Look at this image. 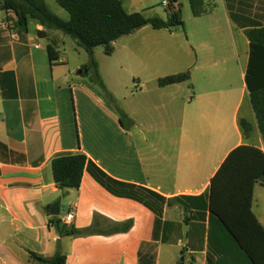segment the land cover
<instances>
[{
    "label": "crops",
    "instance_id": "0c3cea01",
    "mask_svg": "<svg viewBox=\"0 0 264 264\" xmlns=\"http://www.w3.org/2000/svg\"><path fill=\"white\" fill-rule=\"evenodd\" d=\"M122 1L133 13L148 0ZM175 5L180 9L179 0ZM203 9L193 16L186 39L174 35L182 21L172 30H154L165 35L119 38L110 55L121 43L117 60L93 51L103 87L95 78L84 84L85 62L69 66L58 56V31L49 35L35 23L30 32L27 23L15 30L14 42L0 29V264H39L30 253L51 258L56 252L66 264L207 263L212 177L236 147L264 151L245 84V31L264 27V0H203ZM4 14L15 20L13 13ZM42 38L48 40L45 48ZM187 71L186 82L157 84ZM116 108L130 126L119 123ZM240 120L250 125L246 136ZM65 153H81L111 179L164 198L155 203L160 215L112 196L86 170L78 189H58L50 163ZM258 189L264 185H254L253 199ZM53 204L57 216L49 212ZM68 213L73 221L67 228L96 222L100 233L59 236L49 223L55 218L64 224ZM127 221V232L103 234Z\"/></svg>",
    "mask_w": 264,
    "mask_h": 264
},
{
    "label": "trees",
    "instance_id": "16d2710c",
    "mask_svg": "<svg viewBox=\"0 0 264 264\" xmlns=\"http://www.w3.org/2000/svg\"><path fill=\"white\" fill-rule=\"evenodd\" d=\"M175 3L176 0H169ZM68 14L62 20L53 14L44 0H0V10L11 12L16 28L25 29L28 21H34L45 31H58L70 37L89 56L87 71L94 73L96 82L103 87L97 74L93 58L96 47H102L105 55L114 51L113 43L145 26L153 30H172L182 26L181 10L172 5L168 8L167 19L158 16L145 17L140 12L128 13L122 0H56ZM193 16L204 12L203 0H188ZM43 36V32H37ZM245 35L249 41V60L245 73L248 97L254 112L258 129L264 141V27L248 29ZM50 60L55 59L53 45L47 46ZM80 72V71H79ZM189 80V72L158 79L159 87L178 84ZM119 123L123 127L131 125L125 113L116 108ZM244 136L250 130L245 120L239 121ZM52 179L60 190L78 189L83 172L108 193L117 198H126L142 204L160 215L155 203H164V198L133 185L115 181L95 167L81 153L56 155L50 163ZM256 183L264 185V151L253 146L241 145L226 156L212 177L207 193L208 230L206 264H264V226L252 212L253 189ZM91 227L77 230L67 228L53 218L50 225L59 236H88L99 234ZM131 221L110 225L103 231L105 235L127 232ZM30 261L39 264H66V256L56 252L51 258H43L30 253ZM177 264H183L179 260Z\"/></svg>",
    "mask_w": 264,
    "mask_h": 264
},
{
    "label": "rangeland",
    "instance_id": "374dc122",
    "mask_svg": "<svg viewBox=\"0 0 264 264\" xmlns=\"http://www.w3.org/2000/svg\"><path fill=\"white\" fill-rule=\"evenodd\" d=\"M46 3L47 8L56 16H58L62 20L68 19V14L57 4L56 0H44ZM218 2V0H216ZM163 0H148L147 3L142 4L140 7H138L137 12L142 13L145 17H152V16H158L162 19H167L168 16V9L164 8L162 5ZM179 6L181 10V18L184 23L183 28H178L174 35L178 36L180 39H186L188 36V32H190L194 17L191 13V9L188 5L187 0H179ZM5 16L4 11L0 10V20L4 19ZM15 25V23H14ZM35 27L34 21H28V28L30 32H33ZM15 30H17L15 26ZM49 32V31H48ZM165 35L166 33L164 31H154L149 26H145L141 28L140 30L130 34V37L133 38H139L142 35ZM50 35V32H49ZM54 38L58 39L56 45H54L55 49L58 51V56L64 60L69 66H77L78 64L85 62L84 64L88 65L89 62V56L88 54L80 47H78L75 42L68 36L63 35L60 32H56L54 34ZM129 36V35H128ZM125 39V38H124ZM40 45L45 48V45L48 43V40L46 38H42L40 41ZM121 43H117L116 52L112 56H107L103 52L102 47H96L94 49L95 55L97 57H105L109 60H117L119 59V53H121V50L119 49ZM190 49L189 46L186 44V50ZM83 67V74L81 75L82 80L84 81V84H88V86H91V83H94V73L90 69L89 71L86 70V66ZM86 82V83H85ZM96 91H99L103 93V91L98 88V86H95ZM101 94V93H100ZM108 97V96H106ZM108 101V99L106 98ZM260 191L264 190H256L254 194L253 199V212L256 215V217L261 221L264 222V214H262V211H264V194H259Z\"/></svg>",
    "mask_w": 264,
    "mask_h": 264
},
{
    "label": "built area",
    "instance_id": "2783aa9c",
    "mask_svg": "<svg viewBox=\"0 0 264 264\" xmlns=\"http://www.w3.org/2000/svg\"><path fill=\"white\" fill-rule=\"evenodd\" d=\"M162 5L166 9H168L171 5L176 8L175 3H170L169 0H163ZM14 23H15V20H12V19H6L5 18V19L0 20V29H3V30L10 32V34H9L10 40L15 42L18 40V36H17L16 31H15ZM72 221H73V215H72V213H68L65 216L63 223L65 225H67V224H70Z\"/></svg>",
    "mask_w": 264,
    "mask_h": 264
},
{
    "label": "water",
    "instance_id": "95a60500",
    "mask_svg": "<svg viewBox=\"0 0 264 264\" xmlns=\"http://www.w3.org/2000/svg\"><path fill=\"white\" fill-rule=\"evenodd\" d=\"M49 212H50V214H51L52 216H57V215H58L57 204H53V205L50 207Z\"/></svg>",
    "mask_w": 264,
    "mask_h": 264
}]
</instances>
